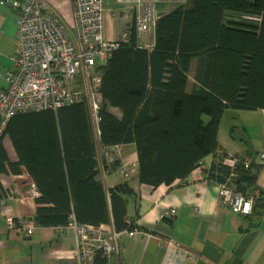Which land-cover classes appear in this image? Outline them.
Segmentation results:
<instances>
[{
	"label": "trees",
	"instance_id": "1",
	"mask_svg": "<svg viewBox=\"0 0 264 264\" xmlns=\"http://www.w3.org/2000/svg\"><path fill=\"white\" fill-rule=\"evenodd\" d=\"M178 1L160 12L151 49L141 47L135 24L126 25L128 40L102 67L100 143L105 148L134 143L142 184H172L201 168L210 181L252 197V213L262 217L264 192L256 183L262 164L224 152L219 130L227 109L264 110V0ZM227 10L260 15L261 23L226 22ZM6 138L16 161L10 159ZM210 155L214 159L203 169ZM231 158L237 164L231 165ZM118 165L116 159L104 167ZM23 168L38 192V227L66 228L73 218L112 224L116 231L139 227L127 222V197L134 193L130 184L107 187L101 179L86 102L20 112L9 120L0 135V174H18ZM6 196L0 181V198ZM95 264L107 260L98 254Z\"/></svg>",
	"mask_w": 264,
	"mask_h": 264
},
{
	"label": "crops",
	"instance_id": "2",
	"mask_svg": "<svg viewBox=\"0 0 264 264\" xmlns=\"http://www.w3.org/2000/svg\"><path fill=\"white\" fill-rule=\"evenodd\" d=\"M47 2L63 18H72L71 0ZM0 12L16 18V10L10 6L0 4ZM113 19L109 13L105 14L104 34L108 39L117 40L125 27L116 37ZM18 40L17 37L10 57L17 52ZM12 61L8 70L14 68ZM196 68L194 60L189 73V92L195 82ZM6 72L0 69V88L6 85ZM219 143L230 155L259 161L264 153V110L227 109L220 125ZM5 144L10 159L16 161V151L8 138ZM114 147H120L116 158L119 165L105 170L104 164L110 163L109 159L100 160L98 156L100 176L107 187L130 184L134 193L127 197V222L137 223L141 228L138 227L140 233L133 238L123 236L122 254L109 258L107 264H264V215L233 212L230 206L220 202L219 184L200 177L196 171L186 180L178 179L156 188L142 184L138 178L135 144ZM213 159V155L205 158L203 169L209 168ZM124 168L127 173L123 172ZM0 181L7 191L5 204L0 198V264H72L75 232L67 227L36 225L37 203L33 194L37 191L27 170L23 168L18 174L1 173ZM256 183L258 192H264V163ZM10 215L33 225V234L26 236L19 229H9L6 218ZM104 227L108 231L112 228L111 225ZM169 240L185 245L189 252L179 250Z\"/></svg>",
	"mask_w": 264,
	"mask_h": 264
},
{
	"label": "built area",
	"instance_id": "3",
	"mask_svg": "<svg viewBox=\"0 0 264 264\" xmlns=\"http://www.w3.org/2000/svg\"><path fill=\"white\" fill-rule=\"evenodd\" d=\"M127 4L136 22V30L141 39V47L151 49L152 37L159 18L158 5L163 0H116ZM72 20L69 26L57 14L47 0H0L1 5L16 10L17 37L19 46L12 56L14 68L6 74V85L0 88V135L9 120L20 112L58 110L66 105L86 102L92 117L94 131L100 135V109L103 102L102 67L113 50L123 41L127 33L119 39H107L104 35V0H71ZM127 11L123 14L127 16ZM225 21L260 24V15H246L240 11L227 10ZM115 159H109L113 162ZM237 164V158L228 161ZM264 163V153L259 160ZM123 172L127 173V168ZM203 176L202 170L196 171ZM37 191V190H36ZM33 195L38 196V192ZM220 202L231 207L235 213L250 214L253 198L247 197L227 184H219ZM5 198H2V202ZM174 213L175 209L172 208ZM13 218L8 219L11 227ZM90 225L72 219L67 228L74 230L76 245L74 264H95L100 254L108 260L122 254V234L133 237L140 230L116 231L111 225ZM33 234V229L25 230ZM170 244L179 250L189 252L185 245L173 240Z\"/></svg>",
	"mask_w": 264,
	"mask_h": 264
},
{
	"label": "rangeland",
	"instance_id": "4",
	"mask_svg": "<svg viewBox=\"0 0 264 264\" xmlns=\"http://www.w3.org/2000/svg\"><path fill=\"white\" fill-rule=\"evenodd\" d=\"M104 2H105L104 3L105 8L103 10L104 16H105V14L109 13L111 18H114L113 22H112V29H113V31L115 33L114 35L116 37L119 35L120 31L125 27V25L136 24V22L134 21V19L131 16L130 11H127L128 10L127 4L118 3L116 0H104ZM178 3H179L178 0H163L158 5V8H157L159 14H160V12L168 11V10L172 9ZM124 11H127V16L123 14ZM63 20L65 21V23L67 25L72 26V27L74 26L72 19L69 20V18L68 19L63 18ZM103 25H104V19H103ZM121 32H123V31H121ZM16 33H17V25H16V20L14 19V16L10 15V14L3 16V15H1V12H0V69H2L3 72H5L7 70L6 74L9 72L8 69L11 65L12 57H10V55H11V53L15 47V44L17 42L16 41L17 40ZM12 56H13V54H12ZM189 81H190V79H189ZM188 84H189V88H191L190 87L191 82ZM205 120H208V116H205ZM95 139H97L96 143H97V149H98V156H99L100 160H102L103 158H106V160L114 158L116 160L117 155L120 154V150H119L120 147H116V148L114 146L108 147V148L103 147L100 143V135L97 134V132H95ZM7 142H9V141L7 140ZM103 161H105V160H103ZM10 196H11L10 198H12L13 193L10 194ZM6 201L7 200L3 201L2 203L5 204ZM10 217H12L14 219L13 220V224H14L13 227H11L8 223V219ZM6 222H7V226L11 230L12 229L13 230L19 229L21 231H24L23 230L24 227H25V230H29V229L34 230V228H35L33 225L25 224L22 219L20 220V218H15L12 215H10L6 218ZM137 229H139V228H137ZM28 235H29V233L27 232L26 236H28ZM123 236H125L126 238H133L136 235L133 237H129L126 233L122 234V246H123ZM75 245H76V243H75ZM74 262H75V257L73 256V263L72 264H74Z\"/></svg>",
	"mask_w": 264,
	"mask_h": 264
},
{
	"label": "clouds",
	"instance_id": "5",
	"mask_svg": "<svg viewBox=\"0 0 264 264\" xmlns=\"http://www.w3.org/2000/svg\"><path fill=\"white\" fill-rule=\"evenodd\" d=\"M160 3H161V2H160ZM122 33H123V32H122ZM122 33H121V34H122ZM153 36H154V33H153ZM140 40H141V39H140ZM153 43H154V42H153V37H152V46H153ZM151 48H152V47H151ZM145 49H146V48H145ZM261 155H262V154H261ZM260 158H261V156H260ZM260 158H259V160H260ZM258 162H259V161H258ZM261 164H262V163H261ZM199 169H201V168H199ZM197 170H198V169H197ZM197 170H196V171H197ZM201 170H202V169H201ZM202 173H203V172H202ZM203 177H204V174H203ZM251 213H252V212H251ZM251 213H250V214H251ZM245 215H248V214H245Z\"/></svg>",
	"mask_w": 264,
	"mask_h": 264
}]
</instances>
